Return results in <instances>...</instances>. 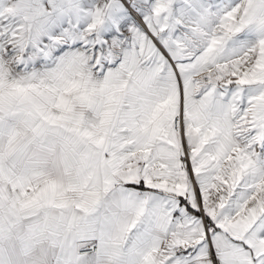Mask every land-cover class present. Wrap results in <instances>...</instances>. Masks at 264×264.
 Wrapping results in <instances>:
<instances>
[{
	"label": "snow or ice",
	"instance_id": "snow-or-ice-1",
	"mask_svg": "<svg viewBox=\"0 0 264 264\" xmlns=\"http://www.w3.org/2000/svg\"><path fill=\"white\" fill-rule=\"evenodd\" d=\"M0 264H264V0H0Z\"/></svg>",
	"mask_w": 264,
	"mask_h": 264
}]
</instances>
